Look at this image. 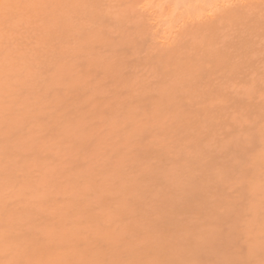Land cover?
<instances>
[{
    "label": "rangeland",
    "instance_id": "374dc122",
    "mask_svg": "<svg viewBox=\"0 0 264 264\" xmlns=\"http://www.w3.org/2000/svg\"><path fill=\"white\" fill-rule=\"evenodd\" d=\"M58 1L2 87L0 264L264 263V0Z\"/></svg>",
    "mask_w": 264,
    "mask_h": 264
},
{
    "label": "bare ground",
    "instance_id": "6f19581e",
    "mask_svg": "<svg viewBox=\"0 0 264 264\" xmlns=\"http://www.w3.org/2000/svg\"><path fill=\"white\" fill-rule=\"evenodd\" d=\"M54 1V0H53ZM58 1V0H57ZM61 1V0H60ZM62 1H65V0H62ZM69 1H71V0H69ZM68 0H67V3L69 2ZM74 1V0H73ZM79 1V0H78ZM113 1H116V0H113ZM200 1H203V0H170V2H172V6L173 7H171L170 5V7H171V9H176V11H178L177 10V8H179V9H181L180 7H177V6H180V5H182V6H184V8L186 9V5H189L190 6V4H191V2L192 3H195V8L196 7H198V11H200V8H203V6L201 7V3H200ZM246 1V0H245ZM255 0H247V2H245V4H243V3H241V4H243V5H241L240 4V6L238 5V7L236 6V7H234L233 8V10H230V11H226V14H228L227 16H225V17H229V16H238V15H241V13H243V10H244V7L245 8H247V7H250V5H253V2H254ZM258 1V0H257ZM51 2V0H0V103H1V99H2V97H5V95L7 94V93H5V92H7V91H5V89L4 88H2V87H4L5 86V84H4V82L6 83L7 81H11V79L13 78V77H11V75L9 76L8 74H9V72L10 73H12L13 71L11 70L14 66L12 65V63H14V61H15V59H16V57L19 59L18 61H21L22 62V60L24 61V59H26L27 57L26 56H23V54H22V56L23 57H25L24 59L22 58V56L21 57H19V55H20V53L23 51V49H28L29 47H30V43H26V45H29V47L27 46V48H25L24 46H25V41H27L28 39H30L31 40V31H32V26H33V23L34 22H37L36 24H38V23H41L42 22V20L44 19L43 18V14H41L42 15V18H40L41 16L39 15V14H37V13H43V12H41L42 10H43V7H44V9H45V6L44 5H48V3H50ZM80 2V1H79ZM78 2V3H79ZM84 2V1H83ZM93 2V1H92ZM169 2V3H170ZM243 2V1H242ZM256 2V1H255ZM52 3H53V5H54V2H51V5H52ZM58 3H59V1H58ZM62 3H65V2H62ZM70 3V2H69ZM71 3H72V1H71ZM85 3V2H84ZM83 3V4H84ZM91 2H89V4H90ZM95 3V2H94ZM60 4V3H59ZM82 4V3H81ZM88 4V3H87ZM102 4V3H101ZM184 4V5H183ZM50 5V4H49ZM69 5V4H68ZM74 5V4H73ZM73 5H72V7H73ZM76 5V4H75ZM74 5V6H75ZM193 6H194V4H192ZM91 6V5H90ZM90 6H88V7H90ZM97 6H98V4H97ZM112 6V5H111ZM193 6H190V8L191 7H193ZM61 7H63V6H61ZM60 7V8H61ZM65 7V6H64ZM63 7V8H64ZM67 7V8H66ZM65 7V9H68V7L69 6H66ZM71 7V6H70ZM71 7V8H72ZM76 7H78V5H76ZM94 7V6H93ZM170 7L168 8L169 10H170ZM177 7V8H176ZM40 8V9H39ZM52 8H54V7H52ZM63 8H61V9H63ZM91 8V7H90ZM183 8V7H182ZM58 9V8H57ZM57 9H56V11H57ZM60 9V10H61ZM70 9V8H69ZM80 9V8H79ZM100 9H101V7H100ZM103 9V8H102ZM109 9V8H108ZM184 9V11H186ZM187 9H189L188 7H187ZM248 9V8H247ZM39 10V11H38ZM52 11L54 10V9H51ZM59 10V11H60ZM73 10V9H72ZM75 10V9H74ZM193 10V9H192ZM45 12H44V15H45V13H46V10H44ZM56 11H53V12H56ZM58 11V13H65L64 11H62V12H59ZM67 11V10H66ZM70 12H71V10H69ZM68 11V12H69ZM80 11H82L81 9H80ZM104 11V10H103ZM109 11V10H108ZM113 11V10H112ZM175 10H171V13L172 14H170L171 15V17H169V14H168V12L166 13V14H168V15H166V16H168L170 19H171V24H172V20H174V12H176ZM180 11V10H179ZM178 11V12H179ZM184 11H180V13L181 12H183V14H184ZM190 9H189V13H190ZM75 12H77V10L75 11ZM79 12V11H78ZM77 12V13H78ZM83 12H84V10H83ZM76 13V14H77ZM188 13V12H187ZM187 13L186 14H182L184 17H189V16H187ZM49 14V13H48ZM48 14H46L45 16H46V19H44L45 21L46 20H49L50 18H51V15H49V19H47L48 18ZM54 14V13H53ZM59 14V15H60ZM72 14H73V12H72ZM244 14V13H243ZM57 15V14H56ZM56 15H54V16H56ZM65 15V14H64ZM177 16L179 15L178 13L176 14ZM38 16V18H36ZM40 16V17H39ZM61 16V15H60ZM72 16V15H71ZM115 16V15H114ZM183 16H182V18H183ZM194 16V15H193ZM35 17V18H34ZM52 17H53V15H52ZM66 17H70V16H66ZM66 17H64V19L66 18ZM75 17V16H74ZM78 17V16H77ZM115 17H118V19H120L119 18V16H115ZM167 17V18H168ZM179 17L180 16H178V19H179ZM57 18H58V16H57ZM57 18L55 19V20H57ZM80 18V17H79ZM83 18V17H82ZM109 18V17H108ZM161 18V17H160ZM158 19V22L161 20V19ZM166 18V19H167ZM176 18V20H177V17H175ZM179 19V21L180 20H183V19ZM193 18V17H192ZM192 18H191V21H192ZM210 18V17H209ZM38 20V19H42L41 21H34V20ZM52 19V18H51ZM60 19V18H59ZM63 19V20H64ZM163 19V18H162ZM165 18H164V20H166ZM170 19H168V20H170ZM43 20V21H44ZM76 20V19H75ZM99 20V19H98ZM105 20V19H104ZM155 20V19H154ZM189 20H190V18H189ZM188 20V21H189ZM194 20V19H193ZM215 20V19H214ZM213 20V21H214ZM45 21H44V23H45ZM53 21V20H52ZM66 21H67V19H66ZM76 21H78V20H76ZM211 21V20H210ZM48 22V21H47ZM59 21L57 20V23H58ZM62 22V21H61ZM68 22V21H67ZM109 22V21H108ZM111 22V21H110ZM168 22V21H167ZM170 22V21H169ZM177 22H178V20H177ZM186 22V21H185ZM220 22V21H219ZM43 22L41 23L42 25L44 24ZM49 23H51L50 21H49ZM56 23V24H57ZM81 23V22H80ZM90 23V22H89ZM88 23V24H89ZM164 23V22H163ZM181 23H183V21L181 22ZM53 24H55V23H53ZM53 24H51L50 26H52ZM56 24H55V26H56ZM109 24H111V23H109ZM161 24V23H160ZM175 24V23H174ZM177 24V23H176ZM34 25H35V23H34ZM45 25V24H44ZM60 25V24H59ZM67 25V24H66ZM86 25V24H85ZM112 25V24H111ZM167 25V24H166ZM169 25H170V23H169ZM173 25V24H172ZM214 25H216V24H214ZM40 26V25H39ZM46 26H48V24L46 25ZM54 26V27H55ZM87 26V25H86ZM113 26V25H112ZM203 26H205V25H203ZM33 27H37L36 25L35 26H33ZM42 27V26H41ZM57 27V26H56ZM60 27V26H59ZM68 27V26H67ZM66 27V28H67ZM114 27V26H113ZM167 27V26H166ZM170 27V26H169ZM215 27V26H214ZM45 28V27H44ZM43 28V29H44ZM48 28V27H47ZM53 28V27H52ZM58 28V27H57ZM83 28V27H82ZM173 28H174V26H173ZM173 28L171 27V29L173 30ZM35 29L36 28H34V31H35ZM46 29V28H45ZM43 30V34H44V31L45 32H47L46 30ZM59 29V28H58ZM65 29V28H64ZM72 29V28H71ZM49 30V29H48ZM53 30V29H52ZM72 30H74V29H72ZM82 30H85V29H82ZM169 30V29H168ZM50 31V30H49ZM48 31V32H49ZM56 31V30H55ZM59 31V30H58ZM67 31V30H66ZM64 32L62 35H63V37H64V35L65 34H67V32ZM104 31V30H103ZM174 31V30H173ZM179 31V30H178ZM177 31V32H178ZM211 31V30H210ZM209 31V32H210ZM42 32V31H41ZM51 32V31H50ZM69 32V31H68ZM96 32V31H95ZM100 32V31H99ZM167 32V31H166ZM172 31H170V35L172 34L171 33ZM174 32H176V31H174ZM86 33V32H85ZM88 33V32H87ZM46 34V33H45ZM48 34V33H47ZM54 34V33H53ZM79 34H81V33H79ZM206 34H208V33H206ZM211 34V33H210ZM57 35V34H56ZM87 35V34H86ZM90 35V34H89ZM102 35V34H101ZM104 35V34H103ZM173 35V34H172ZM212 35V34H211ZM217 35V34H216ZM57 36H59V34L57 35ZM65 36H68V35H65ZM71 36V35H70ZM82 36H84V35H82ZM218 36V35H217ZM54 37H55V35H54ZM96 37H98V36H96ZM169 37V36H168ZM172 37H174V36H171V38ZM41 38V37H40ZM46 37L44 36V39H45ZM48 38V37H47ZM51 37H49V39H50ZM53 38V37H52ZM51 38V39H52ZM57 39L58 38H62L61 37V35H60V37H56ZM67 38V37H66ZM66 38L64 37V38H62V40L59 42V41H57V42H59V43H61L62 41H63V39L64 40H66ZM71 37H69V39H70ZM44 39H39V40H43L44 41ZM48 39V40H49ZM50 39V40H51ZM68 39V40H69ZM172 39H174V38H172ZM208 39V38H207ZM23 40H25V41H23ZM38 40V41H39ZM59 40V39H58ZM67 40V41H68ZM90 40V39H89ZM54 41H55V38H54ZM100 41V40H99ZM27 42H29V40L27 41ZM40 42V41H39ZM51 43H52V40L50 41ZM88 42V41H87ZM86 42V43H87ZM163 42H164V40H163ZM168 44H169V42H168V40L166 41ZM179 42V41H178ZM182 42H183V40H182ZM44 43H47V40L45 39V42H43V47H44ZM75 43V42H74ZM92 43V42H91ZM36 44H37V42H36ZM42 44V43H41ZM49 44V43H48ZM47 44V45H48ZM62 44V43H61ZM166 44V43H165ZM171 44V43H170ZM199 44V43H198ZM38 45H40V43L38 44ZM60 45V44H59ZM63 45V44H62ZM66 45V44H65ZM95 45V44H94ZM160 45H162V44H160ZM50 46V45H49ZM61 46V45H60ZM163 46H164V44H163ZM199 46V45H198ZM35 47V46H34ZM54 47V46H53ZM178 47V46H177ZM209 47V49H210V46H208ZM45 48V47H44ZM62 48V47H61ZM39 49H41V48H39ZM46 49V48H45ZM48 49H49V47H48ZM53 49V48H52ZM63 49V48H62ZM29 50V49H28ZM30 50H31V48H30ZM37 50V49H36ZM51 50V49H50ZM56 50V49H55ZM85 50V49H84ZM40 51V50H39ZM42 51V50H41ZM61 51H63V50H61ZM201 51V50H200ZM25 52V51H24ZM24 52H22V53H24ZM88 52V51H87ZM86 51H85V53H87ZM26 53H27V51H26ZM41 53H44L43 51L41 52ZM198 53V52H197ZM204 53V52H203ZM206 53V52H205ZM28 54V53H27ZM46 54V53H45ZM175 54V53H174ZM24 55H25V53H24ZM37 55H39V53L37 54ZM55 55H56V53H55ZM58 55H59V53H58ZM47 56H48V54L46 55V58H47ZM54 56V55H53ZM61 56V55H60ZM219 56V55H218ZM54 57H56V56H54ZM205 57V56H204ZM43 58V57H42ZM45 58V57H44ZM219 58V57H218ZM222 58V57H221ZM28 59V58H27ZM26 59V60H27ZM37 59H40V57H37ZM197 59H198V57H197ZM17 60V59H16ZM24 61V62H27V61ZM41 60V59H40ZM48 60V63H49V61H51V60H49V59H47ZM46 60V61H47ZM44 61V60H43ZM16 62V61H15ZM41 62V61H40ZM45 62V61H44ZM205 62V61H204ZM29 63V62H28ZM42 63V62H41ZM15 64V63H14ZM16 64H17V62H16ZM24 64V63H23ZM22 64V65H23ZM26 64V63H25ZM54 64V63H53ZM18 65H20V62L18 63ZM48 65H50V63L48 64ZM197 65H198V63H197ZM51 66H53L52 65V61H51V65H50V67H48V69L50 68L51 69ZM195 66V65H194ZM11 67V68H10ZM19 67V66H18ZM15 68H17V67H15ZM14 68V69H15ZM23 68H25V66L23 67ZM21 69V71H23L24 69ZM188 68V67H187ZM196 68V67H195ZM202 68H203V66H202ZM13 69V70H14ZM192 69V68H191ZM201 69V68H200ZM17 70V72H18V69H16ZM28 70V69H27ZM194 70V69H193ZM196 70V69H195ZM199 70V69H198ZM12 71V72H11ZM30 71V70H29ZM31 72H34V71H31ZM31 72H30V74H31ZM15 73V70H14V72H13V74ZM19 73V72H18ZM23 73V74H22ZM27 73H29L28 71H26V70H24V72H21V76H23L24 77V79L26 78H28V76L27 75H25V74H27ZM36 73V72H35ZM35 73H32V75L33 74H35ZM37 73L40 75V73L37 71ZM167 74V72H164V74ZM191 73H193V72H191ZM165 74V75H166ZM204 74V73H203ZM17 75V74H16ZM16 75H14V76H16ZM164 75V76H165ZM197 75V74H196ZM21 76H19L18 75V77H21ZM25 76H27V77H25ZM38 76V75H37ZM8 77V78H10L9 80H8V78L6 79V78ZM23 77L21 78L22 80H24L23 79ZM31 77V76H30ZM33 77H34V75H33ZM40 77V76H39ZM196 77V76H195ZM17 78V77H16ZM15 78V79H16ZM204 78V77H203ZM18 79H20V78H17V81L16 80H14V78H13V80H14V82L16 81V83L15 84H17V82H18ZM20 79V80H21ZM25 79V80H26ZM36 79V78H35ZM7 80V81H6ZM19 80V81H20ZM200 80V79H199ZM198 80V81H199ZM202 80H204V79H202ZM33 81V80H32ZM9 82H7L8 84H9ZM13 82V83H14ZM21 82V81H20ZM29 82V81H28ZM28 82H26V81H24V83H25V85L26 84H28ZM11 83V82H10ZM13 83H11L10 85H11V87L14 85ZM8 84H6L7 86L6 87H8L7 89H8V93H9V89L11 88L10 87V85H8ZM19 85V86H18ZM17 86H18V88L20 87V83L18 84ZM21 85H23L24 86V84H23V82L21 83ZM32 85V84H31ZM38 85V84H37ZM201 85H202V82H201ZM200 85V86H201ZM34 86V85H33ZM36 86V85H35ZM206 86V85H205ZM202 87V86H201ZM204 87V86H203ZM17 88V90H21V89H18ZM33 88V87H32ZM6 89V90H7ZM34 89V88H33ZM36 89V88H35ZM2 90H4V91H2ZM14 90V89H13ZM12 90V91H13ZM199 90V89H198ZM33 91V90H32ZM2 92V93H1ZM16 92V91H15ZM19 92V91H18ZM200 92H201V90H200ZM11 93V92H10ZM9 93V94H10ZM30 94H31V92H29ZM14 94V93H13ZM202 94V93H201ZM19 95V94H18ZM17 95V96H18ZM32 95V94H31ZM209 95V94H208ZM7 96V95H6ZM16 95H14V97H15ZM7 97H9V95L7 96ZM12 97H13V95H12ZM209 97V96H208ZM214 98V97H213ZM213 101V100H212ZM216 101V100H215ZM214 102V101H213ZM212 102V103H213ZM207 103V102H206ZM209 105V104H208ZM3 106L4 105H1L0 104V107L3 109ZM5 106H6V104H5ZM4 106V110H6L7 108ZM28 108V107H27ZM218 108V107H217ZM206 109V108H205ZM6 111H8L9 112V110H6ZM11 111V110H10ZM204 111V110H203ZM219 111V110H218ZM5 112V111H4ZM8 112H5L6 113V116L8 115L7 113ZM206 112V111H205ZM214 113V112H213ZM221 113V112H220ZM9 114H11V112H9ZM206 114V113H205ZM225 115V114H224ZM15 116V115H14ZM216 116V115H215ZM224 117V116H223ZM8 121L10 122V119H12V117L10 118L9 117V115H8ZM19 118H21V117H19ZM5 119V118H4ZM3 119V120H4ZM3 120H0V122L2 123V121ZM15 120V119H14ZM11 122H13L12 120H11ZM16 121H14V123H15ZM21 122V121H20ZM216 122V121H215ZM3 123H6V122H4L3 121ZM6 126H8V125H6ZM15 126V125H14ZM11 128V129H10ZM8 127L7 128V131H5V135L7 134V136H9V135H12L11 133L14 131V129L16 130V128L14 127V128H12V127ZM261 128V127H260ZM0 129H1V127H0ZM10 129V130H9ZM12 129H13V131H12ZM1 131V130H0ZM11 131V132H10ZM257 132H258V130H257ZM9 133V134H8ZM260 133V132H259ZM14 135H16V134H14ZM261 135V134H260ZM10 137V136H9ZM14 137V136H13ZM13 137H11V138H13ZM10 138V139H11ZM1 139V138H0ZM3 139V138H2ZM8 140H9V138H8ZM7 140V141H8ZM260 140V139H259ZM261 141H262V139H261ZM242 142V141H241ZM240 142V143H241ZM250 142V141H249ZM243 143V142H242ZM246 143H248V142H246ZM249 144V143H248ZM247 144V145H248ZM259 144V143H258ZM261 144V143H260ZM263 144V143H262ZM250 145V144H249ZM256 147V146H255ZM244 148V147H243ZM247 148H248V146H247ZM252 148V147H251ZM263 148V147H262ZM237 149V148H236ZM239 149H241V148H239ZM254 149V148H253ZM255 150V149H254ZM258 151V150H257ZM262 151H264V149L262 150ZM236 152V151H235ZM250 152V151H249ZM248 154V153H247ZM250 154H251V152H250ZM264 154V153H263ZM253 155H254V152H253ZM264 156V155H263ZM242 157V156H241ZM248 158H249V155H248ZM252 158V157H251ZM260 158V157H259ZM262 159H263V157H261ZM256 159V158H255ZM258 159V158H257ZM238 161H239V159H238ZM241 161H242V159H241ZM240 162V161H239ZM243 162V161H242ZM253 161H251V163H252ZM248 164H250V163H247V165ZM258 165H259V163H257ZM251 165V164H250ZM264 167V166H263ZM250 168V167H249ZM253 168V167H252ZM238 169H239V166H238ZM241 169V168H240ZM254 169V168H253ZM225 170V169H224ZM242 170V169H241ZM261 170V169H260ZM264 171V170H263ZM253 172V171H252ZM256 172V171H255ZM239 173V172H238ZM261 173V172H260ZM242 175V174H241ZM258 175V174H257ZM262 175V174H261ZM264 175V174H263ZM243 176H245V175H242V177ZM260 176V175H259ZM239 177H240V175H239ZM250 177V176H249ZM252 177V176H251ZM254 177V176H253ZM262 178V177H261ZM264 178V177H263ZM239 182H240V180H239V178L237 177L236 178ZM248 179V178H247ZM246 178H245V180H247ZM245 180H241V182L242 181H244V183H247V182H245ZM251 180V179H250ZM238 181H237V183H238ZM236 183V182H235ZM236 183V184H237ZM262 183H263V181H262ZM239 184H241V183H239ZM243 184V183H242ZM247 184H249V183H247ZM232 185H234V184H232ZM249 186V185H248ZM251 187H253V189H254V186H252L251 185ZM257 187V186H256ZM262 187V186H261ZM236 188V187H235ZM258 188H259V186H258ZM240 189H241V187H240ZM243 189V188H242ZM247 189V188H246ZM264 189V188H263ZM235 190V189H234ZM252 190V189H251ZM250 190V191H251ZM240 191V190H239ZM235 192V191H234ZM237 192V191H236ZM253 192H254V190H253ZM252 192V193H253ZM259 192V191H258ZM262 192V191H261ZM256 193V192H255ZM244 194V193H243ZM248 194V193H247ZM245 195V194H244ZM249 196V195H248ZM263 199V198H262ZM235 200V199H234ZM246 201V200H245ZM249 201V200H248ZM242 202V201H241ZM232 203V202H231ZM261 204V203H260ZM263 204V203H262ZM246 205V204H245ZM251 206V205H250ZM263 206V205H262ZM230 208V207H229ZM251 208V207H250ZM227 209V208H226ZM225 208H224V210H226ZM246 209V208H245ZM259 209V208H258ZM228 210V209H227ZM256 210V209H255ZM232 211V210H231ZM227 213H228V211H226ZM247 212V211H246ZM252 212V211H251ZM236 213V212H235ZM222 215V214H221ZM225 216H226V214H224ZM242 215H244V213L242 214ZM260 215H262V214H260ZM222 217V216H221ZM230 217V216H229ZM238 217H240V216H238ZM213 218V217H212ZM227 218H228V216H227ZM236 218V217H235ZM224 219V218H223ZM243 219V218H242ZM213 220H214V218H213ZM220 220V219H219ZM230 220V219H229ZM238 220V219H237ZM237 220H236V222H237ZM215 221V220H214ZM233 222H234V219L232 220ZM241 221V220H240ZM217 221H215V223H216ZM218 222H220V221H218ZM213 223V224H212ZM212 223H211V225H214V222L212 221ZM226 223V222H225ZM248 223V222H247ZM246 223V224H247ZM263 223V222H262ZM218 224V223H217ZM224 224V223H223ZM227 224V223H226ZM236 225H237V223H235ZM239 224V223H238ZM241 224V223H240ZM245 224V223H244ZM250 224V223H249ZM248 224V225H249ZM209 225V224H208ZM225 225V224H224ZM228 225H231V222H230V224H228ZM236 225H235V227H236ZM256 225V224H255ZM255 225H254V227H255ZM244 226V225H243ZM209 227H210V225L208 226V229H209ZM234 227V228H235ZM210 228H212V226L210 227ZM228 228V227H227ZM233 227H232V229H234ZM248 228V227H247ZM225 229H226V226H225ZM242 229V228H241ZM250 229V228H249ZM205 230V228L203 229L202 228V230H200V232H202V231H204ZM210 230V229H209ZM213 230V229H212ZM228 230V229H227ZM211 231V230H210ZM206 232L208 235H210V234H212L211 232H213V231H211V232ZM234 231H236V230H234ZM245 231V230H244ZM260 231V230H259ZM228 232V231H227ZM203 233H205V232H203ZM204 234L205 236L207 235V234ZM246 233V232H245ZM198 233H196V235H197ZM215 233H213V235H214ZM220 234V233H219ZM226 234V233H225ZM259 234V233H258ZM195 235V234H194ZM218 235V234H217ZM236 235H238V233H236ZM249 235V234H248ZM250 235H251V233H250ZM260 235V234H259ZM204 236V237H205ZM220 236V235H219ZM229 235L227 234V237H228ZM197 237L198 238H196L195 240H199V243L201 242L202 244H205L204 243V241H201V239L203 240V237H202V235H201V237L202 238H200L198 235H197ZM207 237V236H206ZM209 237V236H208ZM212 237V236H211ZM218 237V236H217ZM216 237V240L218 239ZM221 237V236H220ZM233 237V236H232ZM244 237V236H243ZM257 237V236H256ZM255 237V238H256ZM259 237V236H258ZM223 238V237H222ZM225 238V237H224ZM229 238V237H228ZM246 238V237H245ZM251 238V237H250ZM264 238V237H263ZM209 239H211V238H209ZM208 239V240H209ZM227 239V238H226ZM225 239V240H226ZM230 239V238H229ZM229 239H227V240H229ZM233 239H234V237H233ZM259 239V238H258ZM195 240H194V245H196V244H198L197 242H195ZM205 240V242H206V239H204ZM239 240V239H238ZM210 241V240H209ZM220 241H223V240H220ZM230 241H232V239H230ZM234 241V240H233ZM242 241V240H241ZM262 241V240H261ZM217 242H219L218 240H217ZM226 242V241H225ZM263 242V241H262ZM208 243V246L206 247V245H205V251L206 252H204V255H205V253L207 254V256H209V252H207V250H208V247H212L213 246V244L210 242V245H209V242H206V244ZM214 243V242H213ZM228 243H230V242H228ZM244 243V242H243ZM255 243V242H254ZM253 243V244H254ZM212 244V245H211ZM215 244V243H214ZM218 244V243H217ZM252 244V243H251ZM263 244V243H262ZM216 245V244H215ZM214 245V246H215ZM221 245V244H220ZM250 245V244H249ZM226 246V245H225ZM225 246L223 247V246H221L223 249L225 248ZM249 247V246H248ZM257 247V246H256ZM202 248V247H201ZM203 248H204V246H203ZM216 248V247H215ZM215 248L213 249V250H210L211 251V254H213L214 252H212V251H215ZM221 248V249H222ZM263 248V247H262ZM220 249V248H219ZM220 249V250H221ZM225 250V249H224ZM227 250V249H226ZM238 251V250H237ZM249 251V250H248ZM264 251V250H263ZM226 252V251H225ZM225 252H224V255H225ZM244 252V251H243ZM259 252H261V251H259ZM258 252V253H259ZM209 253V254H208ZM229 253V252H228ZM238 253V252H237ZM236 253V254H237ZM240 253V252H239ZM238 253V254H239ZM256 253V252H255ZM264 253V252H263ZM262 253V254H263ZM216 254H218V253H216ZM221 254H223V252H221L220 253V255ZM230 254H233V253H230ZM237 254V255H238ZM261 254V253H260ZM253 255V254H252ZM256 255H257V253H256ZM207 256H205V257H207ZM212 256L213 255H211V258H212ZM215 256V255H214ZM214 256H213V258H214ZM229 256V255H228ZM245 256V255H244ZM216 257H218V256H216ZM219 257H221V256H219ZM226 257V256H225ZM230 258H231V255L229 256ZM210 258V259H211ZM234 258H236V256L234 257ZM234 258H233V260H234ZM260 258V257H259ZM210 259H208V258H206L205 260H210ZM229 259V258H228ZM237 259V258H236ZM235 259V260H236ZM204 260V259H203ZM218 260H219V258H218ZM217 260V261H218ZM220 260L222 261V259L220 258ZM218 261V262H221V261ZM227 260V259H226ZM247 260V259H246ZM250 260H252L251 258H250ZM264 260V259H263ZM202 261V260H201ZM217 261H215V262H217ZM237 261V260H236ZM259 261V260H258ZM212 262V261H211ZM223 262V261H222ZM221 262V263H222ZM225 262H227V261H225ZM231 261H230V259H229V262H227V263H230ZM242 262V261H241ZM245 262H247V261H245ZM250 262V261H249ZM202 263H203V261H202ZM204 263H206V264H208L207 262H205L204 261ZM233 263V262H232ZM231 263V264H232ZM200 264V263H199ZM215 264V263H214ZM216 264H220V263H216ZM223 264V263H222ZM224 264H226V263H224ZM243 264V263H242ZM246 264V263H245ZM251 264V263H250ZM258 264V263H257ZM261 264H264V263H261Z\"/></svg>",
    "mask_w": 264,
    "mask_h": 264
}]
</instances>
